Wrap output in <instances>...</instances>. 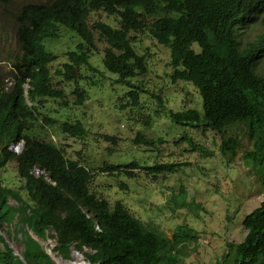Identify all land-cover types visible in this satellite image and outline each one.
Instances as JSON below:
<instances>
[{
    "label": "trees",
    "instance_id": "16d2710c",
    "mask_svg": "<svg viewBox=\"0 0 264 264\" xmlns=\"http://www.w3.org/2000/svg\"><path fill=\"white\" fill-rule=\"evenodd\" d=\"M98 12L115 17L117 27L102 21L90 25L91 14ZM263 13L264 0H54L21 6L14 17L19 55L8 61L13 85L10 90L0 87V229L13 226L12 235H6L23 251L21 258L15 256L0 235V264H52L31 236L45 239L48 231L54 233L63 258H69L72 248L89 264H182L185 254L180 247L197 239L185 227H177L169 237L155 232L120 201L110 203L92 190L94 176L135 177V161L105 160L92 169L45 139V131L54 126L52 132L58 135L85 140V101L95 93L105 91L119 116L134 120L133 113L144 127L155 115L211 131L226 165L241 151L264 192V69L259 67L264 61V16L259 18ZM259 19L261 32L242 44V31ZM61 29L75 41L57 54ZM142 33L169 50L172 81L197 90L200 110L174 111L159 94L148 93L141 82L148 73L147 55L137 39ZM95 34L107 44L100 65L112 81L90 63L93 55L97 58ZM64 83L72 89L66 91ZM68 93L73 108H81L78 114L46 109V103L68 108ZM142 100L147 107L154 103V111L149 112ZM103 137L115 143L113 136ZM20 140L23 148L16 155L9 147ZM134 142L149 146L164 141L145 140L137 133ZM188 144L186 151L212 156ZM9 163L15 165L19 181L15 188L1 178ZM177 165L155 162L142 169L147 174L173 172ZM34 169L43 173L35 176ZM117 186L128 189L124 182ZM241 225L245 236L237 244H227L222 259L232 252L231 264H264V200Z\"/></svg>",
    "mask_w": 264,
    "mask_h": 264
},
{
    "label": "rangeland",
    "instance_id": "374dc122",
    "mask_svg": "<svg viewBox=\"0 0 264 264\" xmlns=\"http://www.w3.org/2000/svg\"><path fill=\"white\" fill-rule=\"evenodd\" d=\"M51 1L54 0H0V87L10 90L13 85L8 61L14 60L19 55L14 36L15 14L25 4H47ZM263 16L264 13L259 18ZM260 19L259 23L248 25L242 31V44L253 40L261 32ZM95 21L117 27L115 17H108L102 12L91 14L89 24L92 25ZM94 38L97 58L93 55L90 63L101 71L108 81H112L114 77L105 72L100 65L102 52L107 44L99 40L97 34ZM137 39L141 42L139 45L141 52L147 55L148 73L141 82L148 93L159 94L164 100V105L174 111L200 110L201 102L197 90L191 84L172 81L168 66L169 50L152 40L147 33L138 34ZM74 41L75 38L68 30L61 29L62 47H57V54H61L62 49L69 48ZM136 50L140 51V49ZM260 66L264 69V61ZM62 86L66 91L72 89V86L66 83ZM105 93V91L95 93L90 100L85 101L83 122L88 124L85 140L77 141L65 135H58L52 132L54 126L46 130L47 135L45 131V139L61 145L68 158L83 161L81 163L92 169L105 160L109 163L135 161L138 165L137 170L134 171L135 177L128 178L120 174L96 179L97 176H94L92 190L110 203L120 201L148 228L161 232L166 237H169L177 227L191 229L197 235V239L186 241L180 247L185 254L182 264H231L232 252H229L224 260L222 259L226 245L242 241L245 230L241 220L264 200L263 190L240 157L241 151L232 163L226 165L221 159L223 157L218 149V140L211 131H203L201 126L195 129L177 125L163 116L155 115L150 125L144 127L142 126L144 121L133 113H130V116L132 115L134 120L119 116L116 110L111 108V102L106 101ZM66 101L68 104L66 109L51 103L45 104L46 109L75 114L80 112L81 108H73L72 94L68 93ZM142 101L147 107L144 103L146 100ZM148 107V111L153 112L155 105L153 103ZM137 133L145 140L161 137L164 142L149 146L136 144L134 140ZM103 136H113L115 143L105 141ZM149 141L155 142V140ZM187 141L212 156L201 155L199 151H186L185 149L190 148ZM155 162L161 164L172 162L178 165L173 172L145 173L142 168L149 167ZM1 178L9 187L15 188L19 185L13 163L7 164L1 173ZM119 182H124L128 189L120 190L117 186ZM12 232L13 226H3L0 229L8 247L15 255L20 256L23 246L6 235L7 233L12 235ZM31 236L40 243L49 256L56 254L67 262L72 259V253L75 252L82 257L83 264L88 263L83 253L80 254L72 248L69 258H63L56 250V240L51 231L47 232L45 239H38L32 234ZM2 247L0 243V249ZM86 251L87 249H84L83 252ZM51 261L52 264H57L53 259Z\"/></svg>",
    "mask_w": 264,
    "mask_h": 264
},
{
    "label": "bare ground",
    "instance_id": "6f19581e",
    "mask_svg": "<svg viewBox=\"0 0 264 264\" xmlns=\"http://www.w3.org/2000/svg\"><path fill=\"white\" fill-rule=\"evenodd\" d=\"M52 259L55 261L57 264H83V259L80 255L76 254L75 252L72 253V259L70 261H63L58 255L56 254H51Z\"/></svg>",
    "mask_w": 264,
    "mask_h": 264
},
{
    "label": "clouds",
    "instance_id": "9594fccd",
    "mask_svg": "<svg viewBox=\"0 0 264 264\" xmlns=\"http://www.w3.org/2000/svg\"><path fill=\"white\" fill-rule=\"evenodd\" d=\"M16 147H17V150H16ZM9 148L14 154L18 155L23 148V141L20 140L19 142L15 143V144H11ZM40 173H43V172H39V170H37V169H34V171H33V174L35 176H39Z\"/></svg>",
    "mask_w": 264,
    "mask_h": 264
},
{
    "label": "water",
    "instance_id": "95a60500",
    "mask_svg": "<svg viewBox=\"0 0 264 264\" xmlns=\"http://www.w3.org/2000/svg\"><path fill=\"white\" fill-rule=\"evenodd\" d=\"M0 235H1V233H0ZM3 236V235H2ZM13 254H14V252H13ZM15 255V254H14ZM48 255V254H47ZM15 256H17V257H19V258H21L19 255H15ZM49 256V255H48ZM50 258H51V256H49ZM52 259V258H51ZM88 264V263H87Z\"/></svg>",
    "mask_w": 264,
    "mask_h": 264
},
{
    "label": "built area",
    "instance_id": "2783aa9c",
    "mask_svg": "<svg viewBox=\"0 0 264 264\" xmlns=\"http://www.w3.org/2000/svg\"><path fill=\"white\" fill-rule=\"evenodd\" d=\"M16 150H17V147H16Z\"/></svg>",
    "mask_w": 264,
    "mask_h": 264
}]
</instances>
